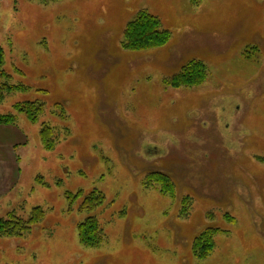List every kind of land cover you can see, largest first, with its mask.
Returning <instances> with one entry per match:
<instances>
[{
    "label": "rangeland",
    "instance_id": "1",
    "mask_svg": "<svg viewBox=\"0 0 264 264\" xmlns=\"http://www.w3.org/2000/svg\"><path fill=\"white\" fill-rule=\"evenodd\" d=\"M140 13L165 45L124 47ZM0 48L23 85L0 104L16 115L0 125V218L45 211L0 236V264H264V0H0ZM194 59L205 80L165 82ZM26 101L44 103L36 120ZM93 190L105 202L81 211Z\"/></svg>",
    "mask_w": 264,
    "mask_h": 264
},
{
    "label": "trees",
    "instance_id": "2",
    "mask_svg": "<svg viewBox=\"0 0 264 264\" xmlns=\"http://www.w3.org/2000/svg\"><path fill=\"white\" fill-rule=\"evenodd\" d=\"M56 1V0H46ZM44 2V0H43ZM128 30V37L124 39V47L128 49L136 48H158L165 45L169 39V32L162 28L161 20L158 16L150 14H138L136 19L130 24ZM5 67V52L0 48V104L5 100L6 96L13 91L21 89L23 85L12 83V74L6 71ZM190 69H198L193 76H188L186 72ZM207 65L200 60H192L185 65L181 71L174 76L169 77L165 80L168 85L179 86V85H195L201 83L207 77ZM180 81H182L180 83ZM19 112H25L30 119H37L38 116L44 110V103L40 101H26L17 105ZM16 122V115L14 113L0 114V125H13ZM40 139L42 144L51 149L55 145V134L54 130L50 126H42L40 131ZM156 176L161 181L163 189L171 188L172 178L170 175L162 172H151L150 178ZM81 193L75 195L80 196ZM74 199V198H72ZM105 202V194L93 190L87 194L80 205L81 211H92L99 207ZM44 209L40 206L35 207L28 220L17 216L12 213L7 218H0V236H22L25 233L31 231L34 224L39 222L44 217ZM80 238L83 244L89 246H96L101 243L102 240V228L99 226L96 217H89L79 226ZM210 248V247H209Z\"/></svg>",
    "mask_w": 264,
    "mask_h": 264
},
{
    "label": "crops",
    "instance_id": "3",
    "mask_svg": "<svg viewBox=\"0 0 264 264\" xmlns=\"http://www.w3.org/2000/svg\"><path fill=\"white\" fill-rule=\"evenodd\" d=\"M0 164H1V162H0Z\"/></svg>",
    "mask_w": 264,
    "mask_h": 264
}]
</instances>
